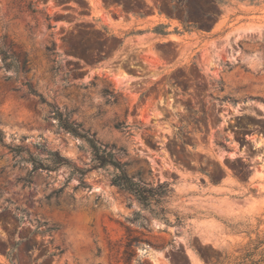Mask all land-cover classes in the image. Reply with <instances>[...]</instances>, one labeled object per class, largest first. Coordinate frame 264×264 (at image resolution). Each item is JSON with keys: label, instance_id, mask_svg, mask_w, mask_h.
Segmentation results:
<instances>
[{"label": "rangeland", "instance_id": "1", "mask_svg": "<svg viewBox=\"0 0 264 264\" xmlns=\"http://www.w3.org/2000/svg\"><path fill=\"white\" fill-rule=\"evenodd\" d=\"M0 264H264V0H0Z\"/></svg>", "mask_w": 264, "mask_h": 264}, {"label": "trees", "instance_id": "2", "mask_svg": "<svg viewBox=\"0 0 264 264\" xmlns=\"http://www.w3.org/2000/svg\"><path fill=\"white\" fill-rule=\"evenodd\" d=\"M216 1H220V0H216ZM3 61L6 63L8 68H16L17 67V61L14 60L13 58H10V61L7 62V57L3 58ZM26 61L23 62V66L26 65ZM64 125L65 127L72 133L77 134V135H81L83 137L86 138V136L84 134H81L78 131L77 127H74L73 125L69 124L66 120L64 121ZM87 141L89 143V145L91 146V148L93 149L95 155L97 156L98 160L101 162V164L103 165H112L114 167H118V164L116 162H114L111 158L110 154H106V152L104 150H102L97 144L96 141L93 138H87ZM115 183L120 186L122 189L126 190V191H130V192H134V184L131 183L128 179L124 178L123 176H119L115 179ZM139 195L141 196L142 199H145L142 192L139 191ZM135 242V240H131L128 245V251L130 250V247L133 245V243ZM126 252L127 254V262L130 261V259L133 256V253ZM6 257L8 261H12V259L10 258V255L6 253Z\"/></svg>", "mask_w": 264, "mask_h": 264}, {"label": "crops", "instance_id": "3", "mask_svg": "<svg viewBox=\"0 0 264 264\" xmlns=\"http://www.w3.org/2000/svg\"><path fill=\"white\" fill-rule=\"evenodd\" d=\"M161 22V20H159V21H156L155 23H160Z\"/></svg>", "mask_w": 264, "mask_h": 264}]
</instances>
